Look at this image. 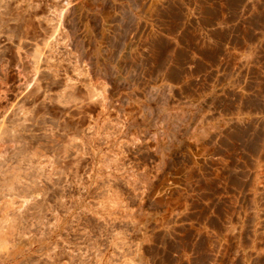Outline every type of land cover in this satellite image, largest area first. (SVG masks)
Listing matches in <instances>:
<instances>
[{"label": "rangeland", "instance_id": "rangeland-1", "mask_svg": "<svg viewBox=\"0 0 264 264\" xmlns=\"http://www.w3.org/2000/svg\"><path fill=\"white\" fill-rule=\"evenodd\" d=\"M0 3V264H264L257 34L190 50L165 0Z\"/></svg>", "mask_w": 264, "mask_h": 264}, {"label": "crops", "instance_id": "crops-1", "mask_svg": "<svg viewBox=\"0 0 264 264\" xmlns=\"http://www.w3.org/2000/svg\"><path fill=\"white\" fill-rule=\"evenodd\" d=\"M169 10L184 18V44L193 49L195 42L215 37L221 48H235L236 28L247 27L257 37L245 43L264 46V0H165ZM200 24V25H197ZM179 31V30H177ZM239 33V32H237ZM199 34V36L197 35ZM171 36V35H170Z\"/></svg>", "mask_w": 264, "mask_h": 264}, {"label": "bare ground", "instance_id": "bare-ground-1", "mask_svg": "<svg viewBox=\"0 0 264 264\" xmlns=\"http://www.w3.org/2000/svg\"><path fill=\"white\" fill-rule=\"evenodd\" d=\"M16 2H18V1H16ZM1 3H2V2H1ZM1 3H0V4H1ZM6 5H7V4H6ZM16 5H17V4H16ZM13 6H14V5H13ZM13 6H12V7H13ZM14 7H15V6H14ZM0 8H1V7H0ZM8 8H9V7L7 6V10H9ZM3 9H4V8H3ZM5 9H6V8H5ZM26 9H27V8H26ZM7 10H4V11H5V13H4V14H6V13H7V15H9V14H10L11 16H13V15H14V13L16 12V11H15L14 13H13V12H11V13H9V14H8V11H7ZM12 10H13V9H12ZM14 10H15V8H14ZM18 10H19V9H18ZM18 10H17V11H18ZM6 11H7V12H6ZM10 11H11V9H10ZM10 11H9V12H10ZM22 11H23V10H22ZM12 13H13V14H12ZM20 13H21V12H20ZM23 13H24V12H23ZM61 13H62V12H61ZM1 14H2V15H1ZM0 15L2 16V17L0 16V18H1V19H0V22H1V20H3V19H4V18H3V17H4V16H3V12H2V13H0ZM10 15H9V16H10ZM15 15H16V14H15ZM15 15H14V16H15ZM60 15H61V14H60ZM11 16H10V17H11ZM19 16H20V14H19ZM28 16H29V15H28ZM10 17H8V18H10ZM17 17H18V15H17ZM17 17H16V18H17ZM20 17H21V16H20ZM59 17L61 18V16H59ZM16 18H14V20H15L16 22H19V20H20V19H18V21H17V20H16ZM18 18H19V17H18ZM28 19H29V18H28ZM5 20H6V19H5ZM8 20H9V19H8ZM14 20H13V21H14ZM21 20H22V19H21ZM25 20H26V18H25ZM6 22H7V21H6ZM21 22H22V21H21ZM2 23H3V22H2ZM25 23H26V22H25ZM25 23H24V24H25ZM3 24H4V23H3ZM20 24H21V23H20ZM27 24H29V23L27 22ZM27 24H26V25H27ZM58 24H59V21H58V23H57V26H55V27H58ZM0 25H1V23H0ZM6 26H7V25H6ZM24 26H25V25H24ZM29 26H30V24L28 25V27H29ZM1 27H2V26H1ZM14 27H16V26H15V24H14ZM25 27H26V26H25ZM25 27H23V28H25ZM54 29H55V28H54ZM0 30H3V29H0ZM20 30H21V29H20ZM24 30H26V31H27V29H24ZM28 30H30V29H28ZM57 30H59V29H57V28H56V31H57ZM56 31H55V32H56ZM0 32H1V31H0ZM11 33L13 34V32H11ZM24 33H25V32H24ZM7 34L10 36V33H9V31H8V33H7ZM21 35H22V34H21ZM19 37H20V36H19ZM17 38H18V37H17ZM18 40H19V39H18ZM37 86H38V85H37ZM35 88H37V87H35ZM2 229H3V228H2Z\"/></svg>", "mask_w": 264, "mask_h": 264}]
</instances>
